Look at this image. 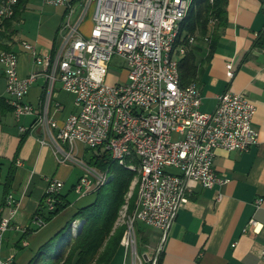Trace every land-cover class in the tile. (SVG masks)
Segmentation results:
<instances>
[{"label":"built area","instance_id":"built-area-1","mask_svg":"<svg viewBox=\"0 0 264 264\" xmlns=\"http://www.w3.org/2000/svg\"><path fill=\"white\" fill-rule=\"evenodd\" d=\"M44 1L66 5L68 9L61 41L53 55L40 54L32 43L23 41L24 47L46 69V107L38 122L47 126L62 154L61 160L75 161L84 168V174L75 185L82 194L98 187L103 170L74 153L79 142L87 147L102 146L111 154L129 153L128 143H137L145 156L148 182L133 219L158 227L165 235L179 209L188 201L191 181L200 182L204 187L227 182V177L214 166L218 148L245 151L259 142V132L253 124L256 103L243 92L226 91L218 95L213 111H203V95L198 83L191 82V91L177 89L174 66H180L182 57L199 38L197 34H185L177 60L166 63L167 35L186 0H85L76 18L72 0ZM93 1V25L90 32L85 33L81 24ZM9 6L10 0L0 4V19ZM115 56L125 61V66H120L126 76L108 82ZM2 62L11 94L10 104L16 116L32 113L34 106L26 101V96L37 73L19 75L17 52ZM231 67L232 64H228V68ZM228 73L234 76V71ZM56 81L74 95L76 106V111L60 126L48 115ZM56 126L59 131L55 137L51 127ZM174 133H177L176 138ZM125 163L130 164V160ZM63 186L64 181L59 177H49L44 195L49 210L55 209ZM217 198L221 200L222 194ZM6 202L15 212L19 201L12 193ZM262 202L263 198L259 197L257 207ZM38 223L43 226L47 222L39 218ZM258 226L259 222L251 219L246 229L256 230ZM13 227L11 218L0 217V264H15L14 254L2 255L5 234ZM137 243V231L131 226L123 264L147 261L156 264L160 249L146 260L145 255L139 253ZM262 255L264 257V249Z\"/></svg>","mask_w":264,"mask_h":264},{"label":"crops","instance_id":"crops-1","mask_svg":"<svg viewBox=\"0 0 264 264\" xmlns=\"http://www.w3.org/2000/svg\"><path fill=\"white\" fill-rule=\"evenodd\" d=\"M32 1L28 0L9 25L0 19V32H3L0 43L19 54V75L26 77L32 72L37 73L26 96L34 111L20 117L10 104L11 96H6V77L4 72L1 74L4 86L0 96L11 106L5 108L3 102L0 103V217L11 218L14 224L5 234L2 255L14 254L15 264H28L44 242L79 208L96 197L94 190L79 193L74 201L69 199L72 189L77 192L75 185L84 170L75 161L61 160L62 154L47 126L38 122L46 107V69L23 45V41H28L38 53L53 55L61 41L68 8L44 0L32 5ZM77 1L72 0L77 13L75 18L85 6V0H82L81 6L76 7ZM87 14L89 18L83 20L81 28L89 33L93 19L91 11ZM218 25L212 20L208 34L200 36L196 43L202 47L196 77L203 95L201 109L213 111L218 95L226 91L249 95L257 105L253 124L259 132V142L245 151L218 148L214 166L227 177V182L204 187L200 182L191 181L188 201L179 209L165 235L158 227L142 229L145 223L139 222L140 231L147 232H143L145 245L142 248L146 260L160 249L161 264H264V0H228L226 21ZM229 70L234 71V76L229 75ZM70 94L62 88L60 81H56L48 115L56 119L59 126L76 111ZM59 126L51 127L55 137ZM60 143L68 148L66 143ZM86 148L81 142L76 147L83 156ZM51 176L64 181L61 193L68 196L69 205L36 228L34 216ZM70 181L72 188L66 192ZM10 193L19 201L15 212L6 202ZM220 193L222 199L218 200ZM259 197L263 202L257 207ZM251 219L259 222L256 230L253 227L246 229Z\"/></svg>","mask_w":264,"mask_h":264},{"label":"trees","instance_id":"trees-1","mask_svg":"<svg viewBox=\"0 0 264 264\" xmlns=\"http://www.w3.org/2000/svg\"><path fill=\"white\" fill-rule=\"evenodd\" d=\"M3 1L0 0V4ZM27 2L28 0H19L15 14L10 18L2 19L3 24L9 25L16 19ZM227 3L228 0H192L176 44L183 46L185 34L199 32V38L204 37L210 30L212 20H216L218 26L225 23ZM2 33L1 31L0 34ZM201 48L198 44L193 45L182 57L180 62L182 86L196 81ZM1 49H8V47L0 43ZM1 102L5 108L11 106L4 97L0 96ZM89 148L96 150H93L89 157L85 155L86 162L103 171H108L111 174V180L96 189L95 199L79 208L59 231L39 247L28 264H113L115 255L119 249L123 248L121 240L125 226H118L117 220L121 207L127 203V193L135 171L113 159L106 148L88 147L86 152ZM67 197L66 194L60 193L53 210L47 208L43 197L34 216L36 228L41 227L38 223L39 218L48 222L67 207L69 205ZM133 207L129 208L130 212ZM78 224L82 225L78 228ZM161 262L162 252L159 253L156 264H161ZM145 264H151V262L147 261Z\"/></svg>","mask_w":264,"mask_h":264},{"label":"bare ground","instance_id":"bare-ground-1","mask_svg":"<svg viewBox=\"0 0 264 264\" xmlns=\"http://www.w3.org/2000/svg\"><path fill=\"white\" fill-rule=\"evenodd\" d=\"M19 0H10V6L6 10H4L3 16H1V19L10 18L15 14L16 6L18 4ZM192 0H186L184 2L183 11L178 13L177 19H175L174 24H172V30L169 31V35H167V54H166V63H174L175 60H177V54L178 52H181V45L176 44L177 40L180 35L181 26L183 21L185 20L188 11L190 9ZM73 11H75L73 6ZM16 52L9 49H1L0 50V64L3 65L2 59L8 57V56H15ZM174 74L176 77V86L177 89H180L182 91H191V83L186 86H182L181 84V78H180V66H174ZM194 83H197L194 81ZM128 152H118L111 154L113 159L117 160L120 164L125 165L131 169H134L138 163V169H139V175H140V185L137 195V204L135 205L136 208L133 213L127 215V219H123L122 223L125 224V231L124 235L122 237V245L126 248L127 243L129 242V232L131 226H133V231H137V219H133V214L136 213V211L139 210V206L142 204V198H144V187L147 185L148 182V175H146L145 170V156H143L142 148L138 146L137 143H128ZM127 160H130V164H127ZM136 160V165L134 164V161ZM137 168V167H136ZM111 178V174L108 171H103L102 178H100V184L101 186L105 183H107ZM139 184V183H138ZM98 187H94V190H96Z\"/></svg>","mask_w":264,"mask_h":264},{"label":"rangeland","instance_id":"rangeland-1","mask_svg":"<svg viewBox=\"0 0 264 264\" xmlns=\"http://www.w3.org/2000/svg\"><path fill=\"white\" fill-rule=\"evenodd\" d=\"M39 1L41 2V1H43V0H33L32 1V5H33V3L34 2H38L39 3ZM82 0H78L77 2H76V7H80L81 6V4H82ZM94 5H95V2L93 1L92 3H91V5H90V8H89V10L88 11H91V14H93V11H94ZM79 9H77V11H78ZM88 13V12H87ZM86 13V15H85V18H84V20H87L88 18H89V14H87ZM77 15V13H75L74 14V18H75V16ZM85 33H88V32H86L84 29H82ZM120 65H122L123 67L125 66V61L121 58V57H119V56H115L114 58H113V61H112V63H111V67H112V69H111V73H109L108 74V77H107V79H108V82H115V81H117L118 79H121V78H123L124 76H126V71H125V69L124 68H122ZM4 72V70H3V65H1L0 64V91L3 89V86H4V81L3 80H1V77H3V76H1V74ZM5 93H6V96H11V94H10V92L8 91V89H7V80H6V84H5ZM70 93V92H69ZM72 99H74V95L73 94H70V101L72 102ZM71 104V103H70ZM173 136H174V138H176L177 137V133H174L173 134ZM80 147H83V146H80ZM87 149V148H86ZM93 150H96V149H88L87 150V152L85 151V154H84V156L83 155H81V154H79V150L77 151V149H76V151H75V154L78 156V157H80L82 160L84 159L85 160V155L87 156V157H89V155L93 152ZM134 161V160H133ZM135 163V165H136V163H137V161L135 160L134 161ZM73 163V162H72ZM76 165V164H75ZM137 167V168H136ZM136 167L134 168V169H132L133 171H135V176H134V178H133V180H132V184H131V187H130V190H129V192L127 193V203H125V204H123V206L121 207V209H120V212H119V217H118V220H117V225L118 226H124L125 224H123L122 223V220L125 218V219H127V215H129V214H131V213H133L134 212V210H135V208H136V204H137V193H138V188H139V185H140V175H139V169H138V163H137V165H136ZM83 170H84V168H82ZM131 169V168H130ZM84 172H85V170H84ZM84 174V173H83ZM113 177V176H112ZM111 180V179H110ZM109 180V181H110ZM108 183V182H107ZM106 183V184H107ZM139 183V184H138ZM105 184V185H106ZM71 188H72V182L70 181V182H67V185H66V189H65V191L67 192V191H69V190H71ZM79 193L80 192H76L75 190H73L72 189V191L71 192H69V199L71 200V201H74L77 197H78V195H79ZM132 206H134L133 207V209H132V212H130V210H129V208L130 207H132ZM74 224V223H73ZM82 224H78V228L81 226ZM143 226H145L144 228H142V229H145L146 228V230H148V228L150 229H152V227L151 226H148V225H144L143 224ZM136 228H137V244H138V251H139V253H141L142 254V248H143V246L145 245V239H143V234L145 233V231L143 230V232L142 231H140V229H139V222H137V226H136ZM75 231V230H74ZM147 233V232H146ZM145 233V234H146ZM69 235H70V233H69ZM122 241V240H121ZM123 247V246H122ZM123 261H124V247L123 248H121V249H119V251L117 252V254L115 255V257H114V262H113V264H123Z\"/></svg>","mask_w":264,"mask_h":264},{"label":"water","instance_id":"water-1","mask_svg":"<svg viewBox=\"0 0 264 264\" xmlns=\"http://www.w3.org/2000/svg\"><path fill=\"white\" fill-rule=\"evenodd\" d=\"M147 257V255H145Z\"/></svg>","mask_w":264,"mask_h":264}]
</instances>
